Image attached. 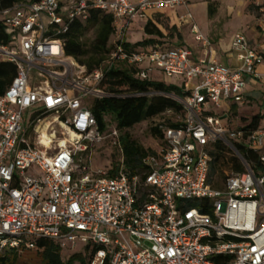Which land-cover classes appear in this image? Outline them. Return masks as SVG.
Returning <instances> with one entry per match:
<instances>
[{
  "label": "built area",
  "instance_id": "2783aa9c",
  "mask_svg": "<svg viewBox=\"0 0 264 264\" xmlns=\"http://www.w3.org/2000/svg\"><path fill=\"white\" fill-rule=\"evenodd\" d=\"M190 3L28 0L0 9L10 39L0 47V61L17 69L0 95V255L35 250L44 240L63 249L86 244L94 252L91 264H264V129L223 125L232 106L246 103L247 79L264 83L258 73L264 42L253 47L244 32L236 34L230 52L236 68L212 57L196 60L189 47L162 42L132 51L125 45L136 19L187 7L179 20L211 51ZM89 8L112 15L120 38L93 72L67 56L64 39ZM151 21L157 27L166 20ZM258 31L264 33V14ZM121 64L138 68L142 81L164 76L167 83L180 78L185 87L196 83L184 99L173 98L184 118L177 127L160 126L164 139L135 173L125 166L119 130L107 118L102 131L92 107L82 103L113 97L104 82ZM227 104L221 116L207 112ZM110 138L119 148L116 167L89 175L80 156ZM219 153L224 165L215 171Z\"/></svg>",
  "mask_w": 264,
  "mask_h": 264
},
{
  "label": "trees",
  "instance_id": "16d2710c",
  "mask_svg": "<svg viewBox=\"0 0 264 264\" xmlns=\"http://www.w3.org/2000/svg\"><path fill=\"white\" fill-rule=\"evenodd\" d=\"M26 1L28 0H0V9L13 8ZM210 11L212 14L214 13L212 8ZM90 31H93L94 37L88 42L84 38ZM175 31V28L170 30L171 37H174ZM144 32L147 36L144 41L135 45L127 43L125 44L126 48L132 51L140 50L145 46L162 43L165 38L162 32L151 22L146 25ZM64 39L67 56L76 59L90 72H93L107 61L109 54L114 50L120 38L114 27L112 15L89 8L85 13L77 15ZM9 43L10 39L0 21V47H6ZM138 73V68L127 64H121L112 69L107 74L104 88L113 97L96 100L92 106L93 114L102 131H106L107 128L105 120L111 117V124L123 133L120 137V145L124 153V163L132 173L141 169V160L144 157L155 152L138 144L127 131L143 122L154 121L156 117L166 113L180 115L176 122H164L151 128V135L161 142L164 139V133L160 126L177 127L180 120L185 116L183 106L171 96L184 99L188 94L183 82L180 86L172 82L167 83L164 80L142 81L138 78ZM16 75L17 69L14 64L0 61V95L4 94L11 86ZM153 92L159 95L154 98L135 96L136 94ZM261 121L262 116L257 115L248 126L251 129H257ZM240 150L243 152L242 147ZM250 158L257 160V157L251 154ZM222 159L223 156L219 153L214 167L215 171L224 165ZM116 164L117 162L111 163L113 167H116ZM257 164H259L258 161ZM67 250L54 242L41 240L37 243L35 250L22 249L4 252L0 255V264L25 263L26 258L34 256L40 259V264H91L94 252H89V246H87L85 253L68 254Z\"/></svg>",
  "mask_w": 264,
  "mask_h": 264
},
{
  "label": "rangeland",
  "instance_id": "374dc122",
  "mask_svg": "<svg viewBox=\"0 0 264 264\" xmlns=\"http://www.w3.org/2000/svg\"><path fill=\"white\" fill-rule=\"evenodd\" d=\"M214 10L212 14L210 9ZM180 9V7H179ZM194 22L201 30L203 35L210 41L211 46L218 54L223 55V52L230 49L236 34L244 32L246 37L251 42L252 46L258 41H264V33L258 31L259 21L264 14V0H192L188 5ZM189 25V23H187ZM169 28V27H168ZM169 33H170V29ZM167 30V31H168ZM176 33V32H175ZM178 34L182 37L185 44L197 46L194 37L191 36L187 28H183ZM143 31L140 25L135 26V30L130 32L129 39L132 42H137L143 39ZM94 37L93 31H90L85 36L84 40L90 42ZM194 38V39H193ZM174 39V38H173ZM3 58L0 56V60ZM165 80L164 76H161ZM172 83L182 86V80L175 77L171 80ZM188 90H194L196 83H192L185 87ZM246 103L232 106L230 118L223 121L224 126H231L232 129L247 127L251 124L252 119L257 116H262L260 126L264 129V87H248L245 90ZM175 98L174 96H171ZM92 107V100L82 101ZM230 105H226L223 110L215 107L209 109V114L217 117L221 116L223 111L229 110ZM35 111H31L27 115V124H30ZM180 115L166 113L156 117L154 121H146L134 126L127 132L131 137L145 149L156 151L159 141L151 135V128L164 122H176ZM111 120V117L108 118ZM115 126V125H114ZM123 133L120 132V137ZM119 148L114 144V139L110 138L101 144H98L90 153L82 154L83 166L86 168L89 175L93 176L98 170H107L112 162L118 161ZM68 254L85 253L87 245L77 243L75 246L68 245ZM4 254V253H2ZM27 261L20 264H40V259L36 256L26 258Z\"/></svg>",
  "mask_w": 264,
  "mask_h": 264
},
{
  "label": "crops",
  "instance_id": "0c3cea01",
  "mask_svg": "<svg viewBox=\"0 0 264 264\" xmlns=\"http://www.w3.org/2000/svg\"><path fill=\"white\" fill-rule=\"evenodd\" d=\"M132 2H137L139 0H131ZM192 0H190L191 2ZM187 11V7H180V9L178 8L176 10V12H170V13H165V14H154L152 12H149L147 14V18L145 19H136L132 24H131V27H130V31H129V34L130 32H132L133 30H135V26L136 25H140V28L141 30L143 31V36L141 40H138L136 43L138 42H142L144 41L147 36L144 32L145 30V27L146 25L151 22V19H154V20H157L158 22V19H161V18H165L166 21L164 25L158 23V26L157 28L162 32V34L165 36V38L163 39V43L166 45V46H169V47H175V46H179V47H189L193 50L194 52V58L196 60H200V59H203L205 57H212V59L216 60L217 62L225 65V66H228V67H232V68H236L240 65L239 61L237 60V56L236 55H231L230 52H231V47L230 49H228V51L226 52H223V55L221 54H218L217 51L214 49V47H212V50L211 51H208L206 49H204L202 47V45L197 42L194 38V41L196 43L197 46H190L189 44H185L184 40L182 39L181 36H179L178 32H181L182 29L184 28H187L188 31L190 32L191 36L194 37V35L191 33L190 31V26L187 24V23H184V22H181L179 19L181 17H183L185 15ZM169 27V28H168ZM175 28L176 29V33L174 32V37H171L170 33H169V30L168 29H173ZM168 30V31H167ZM201 31V30H200ZM150 38V37H149ZM174 38V39H173ZM248 39V38H247ZM249 41V39H248ZM264 41H260L256 42L254 46H258L260 45L261 43H263ZM129 43H131L132 45L136 44L135 42H132L130 41ZM250 45L252 46L251 42L249 41ZM153 45V44H152ZM152 45H149V46H145V47H142L140 49H147L149 47H151ZM258 73H260L261 75H264V64L261 65L259 68H258ZM248 81V85L246 87V89L248 87H264V83H260V84H256V81L253 79V78H248L247 79ZM247 98V97H246Z\"/></svg>",
  "mask_w": 264,
  "mask_h": 264
},
{
  "label": "bare ground",
  "instance_id": "6f19581e",
  "mask_svg": "<svg viewBox=\"0 0 264 264\" xmlns=\"http://www.w3.org/2000/svg\"><path fill=\"white\" fill-rule=\"evenodd\" d=\"M43 138H44L45 142L49 144V141H50L49 136H47V135L44 133V137H43Z\"/></svg>",
  "mask_w": 264,
  "mask_h": 264
}]
</instances>
